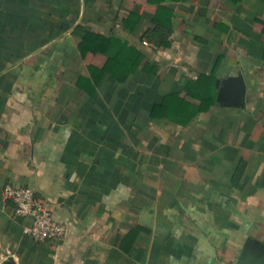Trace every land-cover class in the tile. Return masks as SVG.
Wrapping results in <instances>:
<instances>
[{
    "label": "crops",
    "instance_id": "1",
    "mask_svg": "<svg viewBox=\"0 0 264 264\" xmlns=\"http://www.w3.org/2000/svg\"><path fill=\"white\" fill-rule=\"evenodd\" d=\"M159 7L168 46L144 37ZM80 26L148 65L82 87L106 58L82 56ZM239 75L243 104L219 100ZM170 93L215 102L176 123ZM6 184L67 236H28ZM0 264H264V0H0Z\"/></svg>",
    "mask_w": 264,
    "mask_h": 264
},
{
    "label": "trees",
    "instance_id": "2",
    "mask_svg": "<svg viewBox=\"0 0 264 264\" xmlns=\"http://www.w3.org/2000/svg\"><path fill=\"white\" fill-rule=\"evenodd\" d=\"M240 1V0H235ZM166 8L159 7L158 13L154 17L155 26L149 28L144 37L149 41L153 42L156 46H168L170 40L168 39L170 33L172 32L171 24V14L167 16V20L163 19L162 16L165 14ZM130 18H133V14ZM75 35L80 37L78 42V47L82 56L85 57L88 52L99 53L105 56L106 60L102 66H96L94 64L89 65L90 76L89 78L81 76L79 78L80 85H83V82H87L91 85L89 90L93 91L96 89L98 82L101 77L106 73L110 72L112 68L118 63L116 69L113 70L114 76L116 79L124 78L127 74L134 71L135 69L148 65V62H145L144 55L134 46H131L128 42H124L114 36L105 37L103 35L94 33L87 28L77 27L74 30ZM179 101V104L182 106H172L171 102ZM215 102L214 93L207 94L200 101V104L193 111H190L192 105L188 101L179 97L178 93H170L165 95L163 99L164 105L167 107V114L169 116L177 114V116H187L186 120L174 119L176 123H188L193 115L199 111L207 110ZM173 117V116H171ZM177 118V117H176ZM181 121V122H180Z\"/></svg>",
    "mask_w": 264,
    "mask_h": 264
},
{
    "label": "built area",
    "instance_id": "3",
    "mask_svg": "<svg viewBox=\"0 0 264 264\" xmlns=\"http://www.w3.org/2000/svg\"><path fill=\"white\" fill-rule=\"evenodd\" d=\"M4 196L15 205V215L30 219L25 233L36 242L60 240L69 232L68 224L54 219L49 204L26 186L6 184Z\"/></svg>",
    "mask_w": 264,
    "mask_h": 264
},
{
    "label": "water",
    "instance_id": "4",
    "mask_svg": "<svg viewBox=\"0 0 264 264\" xmlns=\"http://www.w3.org/2000/svg\"><path fill=\"white\" fill-rule=\"evenodd\" d=\"M219 88V100H227L236 105L243 104L245 98V86L241 75L229 78L223 82L217 81Z\"/></svg>",
    "mask_w": 264,
    "mask_h": 264
}]
</instances>
